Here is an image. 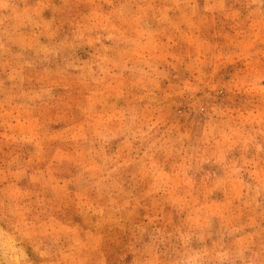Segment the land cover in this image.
I'll use <instances>...</instances> for the list:
<instances>
[{
  "label": "rangeland",
  "instance_id": "obj_1",
  "mask_svg": "<svg viewBox=\"0 0 264 264\" xmlns=\"http://www.w3.org/2000/svg\"><path fill=\"white\" fill-rule=\"evenodd\" d=\"M0 264H264V0H0Z\"/></svg>",
  "mask_w": 264,
  "mask_h": 264
}]
</instances>
